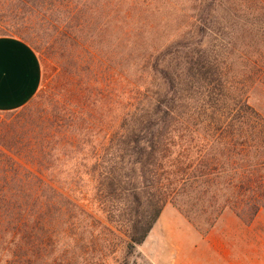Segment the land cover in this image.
Masks as SVG:
<instances>
[{
  "label": "trees",
  "instance_id": "16d2710c",
  "mask_svg": "<svg viewBox=\"0 0 264 264\" xmlns=\"http://www.w3.org/2000/svg\"><path fill=\"white\" fill-rule=\"evenodd\" d=\"M183 43L142 56L141 82L120 95L113 61L121 51L107 52L106 139L92 147L88 170L103 221L54 180L80 149L78 114L0 131V264H74L79 239L119 250L115 262L129 264L167 203L214 212V222L226 208L246 223L264 210V118L219 62L186 54Z\"/></svg>",
  "mask_w": 264,
  "mask_h": 264
},
{
  "label": "rangeland",
  "instance_id": "374dc122",
  "mask_svg": "<svg viewBox=\"0 0 264 264\" xmlns=\"http://www.w3.org/2000/svg\"><path fill=\"white\" fill-rule=\"evenodd\" d=\"M1 35L17 37L34 50L42 80L25 106L0 112V131L11 122L50 123L60 115L78 114L77 124H71L80 149L64 157L54 180L101 221L88 170L92 147L106 139L107 52L121 51L113 61L114 91L120 95L124 87L132 91L141 82L142 56L167 40L178 47L184 42L186 54L203 53L219 62L232 90L245 94L264 118V0H0ZM222 162L227 169V161ZM241 164L238 159L236 167ZM185 208L167 203L129 264H154L156 258L169 264L171 257L181 262L184 242L209 231L215 214L196 216ZM99 225L94 222V236L100 235ZM76 244L74 264H118L115 260L121 259L119 250L104 251L97 240Z\"/></svg>",
  "mask_w": 264,
  "mask_h": 264
},
{
  "label": "crops",
  "instance_id": "0c3cea01",
  "mask_svg": "<svg viewBox=\"0 0 264 264\" xmlns=\"http://www.w3.org/2000/svg\"><path fill=\"white\" fill-rule=\"evenodd\" d=\"M41 80L34 50L17 37L1 35L0 112L25 106L38 92ZM153 261L163 264L159 258ZM169 264H264L262 210L248 223L234 213H222L209 231L184 242L181 262L171 257Z\"/></svg>",
  "mask_w": 264,
  "mask_h": 264
}]
</instances>
